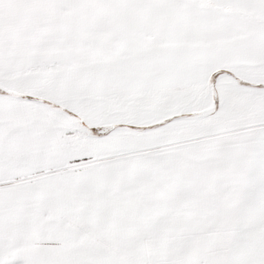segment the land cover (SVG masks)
Here are the masks:
<instances>
[{
  "label": "snow or ice",
  "instance_id": "6c2138e0",
  "mask_svg": "<svg viewBox=\"0 0 264 264\" xmlns=\"http://www.w3.org/2000/svg\"><path fill=\"white\" fill-rule=\"evenodd\" d=\"M0 264H264V0H0Z\"/></svg>",
  "mask_w": 264,
  "mask_h": 264
}]
</instances>
